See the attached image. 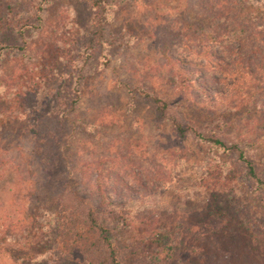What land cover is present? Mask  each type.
Returning a JSON list of instances; mask_svg holds the SVG:
<instances>
[{
  "label": "rangeland",
  "instance_id": "374dc122",
  "mask_svg": "<svg viewBox=\"0 0 264 264\" xmlns=\"http://www.w3.org/2000/svg\"><path fill=\"white\" fill-rule=\"evenodd\" d=\"M218 2H234L240 22L264 20V0H100L97 7L94 0H0V264H87L54 241L62 193L92 207L121 264H212L223 254L215 230L220 200L231 192L208 193L203 184L214 178L227 182L245 215L262 216L264 230V186L234 153L208 141L236 145L262 170L261 114L192 105L174 90L159 54L172 36L170 55L196 61L182 45L183 25L221 23ZM225 46L212 50L227 58ZM192 78L208 95L226 92L216 72ZM145 94L168 104L164 116ZM97 173L110 209L156 215L170 237L164 251L108 217ZM245 234L240 247L262 257Z\"/></svg>",
  "mask_w": 264,
  "mask_h": 264
},
{
  "label": "trees",
  "instance_id": "16d2710c",
  "mask_svg": "<svg viewBox=\"0 0 264 264\" xmlns=\"http://www.w3.org/2000/svg\"><path fill=\"white\" fill-rule=\"evenodd\" d=\"M99 2L100 0H94V6L97 7ZM234 5V2L217 3L216 19L226 17L221 23L215 24L214 20L209 19L208 25L201 29L184 23V32H181L182 45L196 55V61H188L182 57L174 58L170 55L172 36L162 40L159 54L170 73L174 90L184 100L210 111L237 112L242 107L257 108L264 121V20L240 22L234 13L231 15ZM5 15L1 10L0 26L6 25L3 18ZM198 39H201L200 45L197 46V50H193L189 43ZM231 43L237 46H230ZM223 44L226 45L227 58L215 54L212 50L213 46L221 47ZM201 69L221 75L226 92L211 91V95H208L209 89L206 84L196 82L192 78V73H198ZM194 91L201 93L202 96H195ZM145 96L150 99L161 116L166 114L168 110L166 102L149 94ZM177 129L183 132L181 127ZM208 141L218 148L234 153L237 160L245 165L247 176L264 186V175L260 176L262 172L264 174V168L259 167L262 168L260 170L253 166L236 145L227 147L218 139ZM210 180L209 183L203 184L208 193L231 192L230 197L220 200L224 211L215 235L220 243L219 250H223V254L215 255L212 264H264V230L259 227L262 216L254 218L245 215L242 209L240 211L235 192L227 190L229 187L227 182H216L215 178ZM95 185L100 206L107 211L108 217L111 220H115L117 216L121 219V223L117 224L120 230L135 233L143 244L164 251L162 247L167 246L170 237L156 222V215L155 218L153 216L148 219L144 214L136 215L132 210L133 206L126 210L127 212L110 209L112 204L102 184L100 173H97ZM59 197L58 204L61 210L52 234L58 249L66 253L76 251L87 264H121L108 232L100 224L98 215L92 207L74 196L65 199L62 193ZM144 200L143 198L142 201ZM245 233L250 237L252 250L253 246L259 247L262 257L251 255L250 250L240 247L241 238Z\"/></svg>",
  "mask_w": 264,
  "mask_h": 264
}]
</instances>
